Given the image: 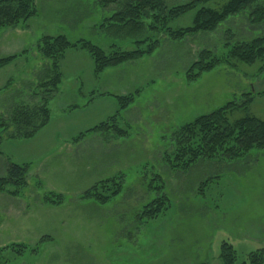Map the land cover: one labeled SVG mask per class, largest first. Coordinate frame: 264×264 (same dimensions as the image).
I'll return each mask as SVG.
<instances>
[{
    "label": "rangeland",
    "instance_id": "obj_1",
    "mask_svg": "<svg viewBox=\"0 0 264 264\" xmlns=\"http://www.w3.org/2000/svg\"><path fill=\"white\" fill-rule=\"evenodd\" d=\"M226 1L210 0L205 5L218 9ZM34 4L35 15L22 25L0 30L2 52H7L5 47L9 52L0 57L20 53L0 68L4 118L15 106L40 100L37 73L49 62L36 46L42 36L65 34L72 42L83 38L105 50L111 45L133 49L134 40L141 37L104 29L112 6L100 0H34ZM258 4L264 6V0ZM250 12L243 10L213 31L176 41L146 32L145 38L159 39L158 47L109 67L113 69L103 84L96 78L107 68L95 74L85 50L65 52L60 61L62 84L48 100V124L30 139L11 138L12 127L0 128V176L8 160L29 163L26 185L18 194L0 191V248L11 244L27 248L21 254L9 247L0 250V264H222V241L232 244L238 261L264 246V148H253L236 159H200L186 171L169 169L164 162V154L173 149L175 129L228 101L242 103L251 93L248 106L234 109L229 119L251 114L264 120V94H260L264 59L248 64L228 55L234 44L264 35V22H252ZM193 17L190 11L169 26H188ZM202 50L228 55L227 62L188 81L185 73ZM107 84L113 91L98 96ZM122 86L128 91L112 93ZM90 88L96 90L93 101ZM126 94H133L134 100L119 112L112 128L85 133L117 111L115 95ZM69 127L76 130L69 132ZM67 135L70 140L57 147V137ZM156 175L170 204L161 214L145 219L141 211L159 195L148 187L158 186ZM115 176L123 178V187L107 203L83 198L95 183ZM49 193L60 194L62 200L45 202ZM43 237L48 239L40 241Z\"/></svg>",
    "mask_w": 264,
    "mask_h": 264
},
{
    "label": "trees",
    "instance_id": "obj_2",
    "mask_svg": "<svg viewBox=\"0 0 264 264\" xmlns=\"http://www.w3.org/2000/svg\"><path fill=\"white\" fill-rule=\"evenodd\" d=\"M208 1L210 0H190L185 3L167 4L166 0H100L102 5H109L111 2L119 5L118 9L105 19L106 22L102 24L103 28H110L114 33L127 31L133 35H140L139 39L134 40L135 48L121 49L117 45H111L109 50H105L83 38L72 42L65 34L42 36L38 39L36 46L41 56L49 59V62L41 72L37 73L40 100L34 105L15 106L8 118L0 116V128L5 130L12 127L11 138L28 139L48 124L50 120L48 100L58 90L62 78L60 61L68 49L85 50L92 59L94 73L99 74L105 68L152 53L160 41L157 38H145L146 32L155 31L170 40H181L201 31H213L227 17L247 9L251 11L249 14L252 22H264V6L259 5L258 0H227L218 9L206 6L205 3ZM190 11H194L190 25L176 29L169 26L171 20ZM35 13L34 0H0V30L22 25ZM19 55L20 53L0 57V68L13 62ZM228 55L248 64L257 59L263 60L264 35L234 44ZM228 55L219 56L210 50H202L187 69L186 79L194 80L218 64L227 62ZM260 94H264V91ZM114 98L118 105L117 111L93 128L86 130L85 133L112 128L114 119L120 111L132 103L134 95H115ZM252 99L253 95L248 93L242 103H237L235 100L228 101L217 109L200 114L175 129L171 138L173 149L164 154L166 166L169 169L186 171L200 159H212L216 156L236 159L253 148H264V120L251 114L234 120H230L228 116L236 108H246ZM28 168L29 163L19 164L8 160L6 172L0 176V191L9 190L11 194H18L19 190L26 185L25 178ZM155 181L158 182V186L149 183L148 187L158 190L159 195L148 202L141 211V216L145 219L156 217L170 204L168 197L161 192L163 182L159 175H156ZM122 187L123 178L121 176L110 177L98 181L84 191L83 198L91 199L98 204H105L118 195ZM44 200L50 204H58L62 196L49 193ZM45 239L48 238L43 237L40 241ZM7 247L17 254L23 253L27 248L22 244H11L0 250ZM32 250L36 251V249ZM219 256L222 264H264V246L250 251L244 260L238 261L232 244L222 241Z\"/></svg>",
    "mask_w": 264,
    "mask_h": 264
},
{
    "label": "crops",
    "instance_id": "obj_3",
    "mask_svg": "<svg viewBox=\"0 0 264 264\" xmlns=\"http://www.w3.org/2000/svg\"><path fill=\"white\" fill-rule=\"evenodd\" d=\"M118 3H115V2H111L110 4H109V6H112L109 10H108V16L107 17H109L110 15L109 14H111L113 11H116L117 9H118V7L116 8L115 7V5H117ZM73 9L74 10H76L77 9V7L75 8V7H73ZM7 30V31H6ZM5 31L6 32H8V29H6ZM3 36H6V35H3ZM5 39H7L6 37H5ZM5 49V51H7V52H2L3 50L1 49V47H0V55H2V53H9L8 52V47H5L4 48ZM6 54H3V55H6ZM10 55V54H9ZM114 68H116V67H114ZM118 68H120V67H118ZM117 68V69H118ZM111 69H113V68H107L106 70H104L100 75H99V77L98 78H96L98 81H102V84L104 83L103 82V80H104V76H105V74H107V72L109 71V70H111ZM117 69H114V70H117ZM114 72H116V71H114ZM118 72H119V69H118ZM89 79H90V77H89ZM106 79V78H105ZM92 81H93V79H92ZM62 84V81L60 82V84H59V86ZM110 87V88H109ZM95 89V88H94ZM94 89H89V97H90V100L89 101H93V99L95 98V95H96V90H94ZM112 89V85L111 84H107V85H105V87H104V90H103V92H101V93H98L97 95L98 96H100V95H106V94H103V93H111V92H109V91H113V90H111ZM58 91H59V87H58ZM57 91V92H58ZM128 91V89L127 88H125L124 86H122L121 87V89L119 90V91H116V90H114V92H112V93H115V94H123V93H125V92H127ZM50 101V100H49ZM48 101V102H49ZM87 104V103H86ZM67 105H69V104H67ZM76 106H77V104H75ZM128 110V109H127ZM42 129V128H41ZM40 129V130H41ZM68 129V131L69 132H71V131H74V130H76V128H74L73 130L71 129V127H69V128H67ZM87 129V128H86ZM39 130V131H40ZM83 130H85V129H83ZM38 133V132H37ZM33 137V136H32ZM31 137V138H32ZM58 139H57V141L58 140H60V141H58L59 143H58V145H57V147L59 146V147H61L62 146V143L64 142V140L66 141V142H68V140H70V136H68L67 135V137L66 138H64L63 139V137L62 138H60V137H57ZM30 139V138H29ZM53 141V140H52Z\"/></svg>",
    "mask_w": 264,
    "mask_h": 264
}]
</instances>
